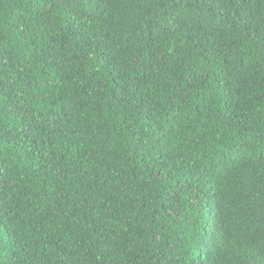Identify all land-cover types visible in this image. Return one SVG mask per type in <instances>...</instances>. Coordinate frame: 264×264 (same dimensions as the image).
<instances>
[{
    "label": "trees",
    "instance_id": "16d2710c",
    "mask_svg": "<svg viewBox=\"0 0 264 264\" xmlns=\"http://www.w3.org/2000/svg\"><path fill=\"white\" fill-rule=\"evenodd\" d=\"M0 264H264V0H0Z\"/></svg>",
    "mask_w": 264,
    "mask_h": 264
}]
</instances>
